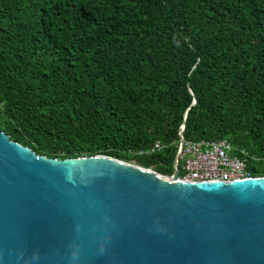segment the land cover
Masks as SVG:
<instances>
[{
    "label": "trees",
    "instance_id": "obj_1",
    "mask_svg": "<svg viewBox=\"0 0 264 264\" xmlns=\"http://www.w3.org/2000/svg\"><path fill=\"white\" fill-rule=\"evenodd\" d=\"M0 103V130L49 158L170 176L183 126L264 176V0H0Z\"/></svg>",
    "mask_w": 264,
    "mask_h": 264
},
{
    "label": "water",
    "instance_id": "obj_2",
    "mask_svg": "<svg viewBox=\"0 0 264 264\" xmlns=\"http://www.w3.org/2000/svg\"><path fill=\"white\" fill-rule=\"evenodd\" d=\"M0 264H264V176L184 182L0 130Z\"/></svg>",
    "mask_w": 264,
    "mask_h": 264
},
{
    "label": "built area",
    "instance_id": "obj_3",
    "mask_svg": "<svg viewBox=\"0 0 264 264\" xmlns=\"http://www.w3.org/2000/svg\"><path fill=\"white\" fill-rule=\"evenodd\" d=\"M183 130L180 126L171 143L174 156L170 176L177 171L179 180L184 182H230L253 177L247 169V161L257 158L246 150L236 148L227 138L189 140L184 137ZM162 148L163 144L157 141L139 154L150 155Z\"/></svg>",
    "mask_w": 264,
    "mask_h": 264
}]
</instances>
